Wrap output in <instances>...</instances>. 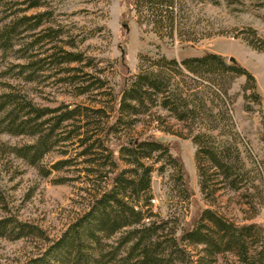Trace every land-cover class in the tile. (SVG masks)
Returning <instances> with one entry per match:
<instances>
[{"label": "trees", "instance_id": "obj_1", "mask_svg": "<svg viewBox=\"0 0 264 264\" xmlns=\"http://www.w3.org/2000/svg\"><path fill=\"white\" fill-rule=\"evenodd\" d=\"M42 1L29 0V10L43 7ZM130 10L138 24L150 28L161 41L200 42L190 30L184 0H132ZM44 16L22 21L37 18L38 29ZM14 33L11 28L8 35ZM235 38L264 54V40L256 30ZM126 55L124 48L120 59L124 67ZM82 59L80 54L66 52L59 64L81 63ZM239 77L246 78L245 98L262 104L255 77L216 53L181 61L141 55L138 73L125 79L113 104L96 110L82 105L42 108L25 96H0L6 131L36 139L13 148L18 158L37 168L55 147L70 143L81 150L73 159H83L86 171L94 176L85 209L42 255L27 264H206L205 260L219 264L220 258L226 264H264V226L255 222L264 209V160L250 154L231 115L230 90ZM82 84H87L82 93L94 87L90 80ZM97 89H103V84ZM153 109L166 112L167 117L154 114ZM146 117L158 123L161 132L195 146L200 191L208 208L190 222L183 219L184 210L194 194L181 159L155 136L134 137L127 132ZM71 166L73 160L66 159L53 169ZM166 173L168 195L176 209L161 219L152 209V181L155 174L163 177ZM235 199L242 201V218L231 211ZM12 224L0 220V236ZM12 230L19 231L18 237L40 234L16 220ZM199 247L201 256L196 260Z\"/></svg>", "mask_w": 264, "mask_h": 264}, {"label": "rangeland", "instance_id": "obj_2", "mask_svg": "<svg viewBox=\"0 0 264 264\" xmlns=\"http://www.w3.org/2000/svg\"><path fill=\"white\" fill-rule=\"evenodd\" d=\"M131 1L43 0V7L29 10V0H0V96H25L42 108L82 105L96 110L113 104L125 79L138 73L141 55L181 61L216 53L228 63L234 59L256 79L262 104L245 98L246 78L239 77L230 90V110L250 154L264 160V54L235 38L254 29L264 40V0H184L192 22L190 30L200 38L196 44L161 41L150 28L138 24L130 10ZM44 13L38 29L37 18L22 21ZM11 28H15L12 37L8 35ZM124 48L126 67L120 62ZM66 52L80 54L83 61L60 65ZM87 80L94 87L82 93L89 84L82 83ZM101 83L103 89H97ZM152 112L167 117L162 110ZM4 120L5 115L0 113V220H11L13 224L6 235L0 236V264H27L42 255L85 209L94 176L86 171L83 159H73L81 150L70 143L55 147L37 168L30 166L14 154L13 148L32 144L36 139L8 133L6 125H2ZM127 132L134 137L144 133L155 136L183 162L194 194L184 210L185 222L208 208L200 191L196 149L190 140L161 132L150 117ZM64 152H68L66 157ZM246 155L243 153L245 159ZM66 159L73 160V166L61 171L53 169ZM167 182L168 173L163 177L155 174L152 181V209L161 219L176 209L169 198ZM231 208L237 217H244L241 200L235 199ZM15 220L38 229L40 234L18 237L19 231L12 230ZM255 222L264 226V209ZM201 250L199 247L195 251L196 260ZM204 262L210 264L208 260ZM219 264H226L225 259L220 258Z\"/></svg>", "mask_w": 264, "mask_h": 264}, {"label": "water", "instance_id": "obj_3", "mask_svg": "<svg viewBox=\"0 0 264 264\" xmlns=\"http://www.w3.org/2000/svg\"><path fill=\"white\" fill-rule=\"evenodd\" d=\"M230 61H231L232 63H235V62H236L234 59H230Z\"/></svg>", "mask_w": 264, "mask_h": 264}, {"label": "built area", "instance_id": "obj_4", "mask_svg": "<svg viewBox=\"0 0 264 264\" xmlns=\"http://www.w3.org/2000/svg\"><path fill=\"white\" fill-rule=\"evenodd\" d=\"M153 202H155V200Z\"/></svg>", "mask_w": 264, "mask_h": 264}]
</instances>
